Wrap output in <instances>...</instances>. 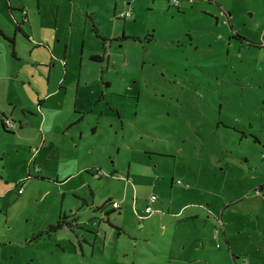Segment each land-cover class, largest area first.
Instances as JSON below:
<instances>
[{
	"label": "rangeland",
	"instance_id": "obj_1",
	"mask_svg": "<svg viewBox=\"0 0 264 264\" xmlns=\"http://www.w3.org/2000/svg\"><path fill=\"white\" fill-rule=\"evenodd\" d=\"M260 45L264 0H0V264H264Z\"/></svg>",
	"mask_w": 264,
	"mask_h": 264
},
{
	"label": "crops",
	"instance_id": "obj_2",
	"mask_svg": "<svg viewBox=\"0 0 264 264\" xmlns=\"http://www.w3.org/2000/svg\"><path fill=\"white\" fill-rule=\"evenodd\" d=\"M20 14H21V12H20ZM28 17H29V13H28ZM20 20H22V14H21V18H20ZM27 24V23H26ZM26 24H24V26L26 25ZM24 26H23V28H24ZM15 31H16V28H15ZM3 32V31H2ZM22 33L24 34V35H26L27 37H29L28 35H27V33L24 31V30H22ZM13 54H15V51L13 52ZM3 115H6L4 112H3ZM5 117V116H4ZM3 117V118H4ZM8 117V116H7ZM11 118V117H10ZM3 120V119H2ZM14 120V119H13ZM15 121V120H14ZM18 124V123H17ZM19 127H21V124L19 125L18 124V128ZM17 128V129H18ZM35 162H36V160H35ZM34 162V164H36ZM39 166V165H38ZM34 167V166H33ZM40 167V166H39ZM35 168V167H34ZM41 168V167H40ZM42 170V169H41ZM40 170V171H41ZM98 170H96V172H97ZM29 172H30V167L28 168V174H29ZM95 172V173H96ZM27 174V175H28ZM26 175V176H27ZM102 175H99V178L101 177ZM127 178H128V180H129V176H127ZM24 179V178H23ZM260 188H262V189H264V187H260ZM260 188L258 189V192L259 193H261V191H260ZM17 190H18V188H16ZM25 191V189H24V187H23V191L22 192H19L18 191V193H20V194H22L23 192ZM115 202H118V201H115ZM119 204H120V208H121V203L120 202H118ZM229 205H232V203H230ZM146 209V208H145ZM181 212H182V210H180V211H175L173 214H171V215H174V216H177V217H180L181 216ZM145 218H143V219H146L147 218V213H146V211H145ZM197 216V215H196ZM188 218H190V216H188ZM197 218H198V216H197ZM182 219H184V218H182ZM75 224H77V220H76V222H75ZM226 223L224 222V224L222 225V233H223V235H224V237H225V240L227 241V243L229 244V250H230V253L232 254V257H233V260H234V262L236 263L237 262V260H236V255H235V253H234V251H232V249L230 248L231 247V245H230V243H229V240H230V238H229V235L227 236V232H226ZM217 230L218 229H216V231H215V236L217 235ZM212 237H214V234L212 235ZM199 252L200 253H202L201 254V256H202V264H222L221 262H222V260H220V259H223V261H224V258H226V255H227V252H226V250H221V249H218V250H214V249H212V250H208V251H204V250H199ZM200 253H199V255H200ZM248 260V259H247ZM244 261V260H243ZM243 261H241V263H239V264H242L243 263ZM201 263V262H200ZM223 264H224V262H223ZM237 264V263H236ZM247 264H249V260H248V263Z\"/></svg>",
	"mask_w": 264,
	"mask_h": 264
},
{
	"label": "trees",
	"instance_id": "obj_3",
	"mask_svg": "<svg viewBox=\"0 0 264 264\" xmlns=\"http://www.w3.org/2000/svg\"><path fill=\"white\" fill-rule=\"evenodd\" d=\"M171 2H172L173 4H175V5H178V4H179V0H177V3H175L174 0H171ZM221 15L225 17V21H226V22L230 23L231 13H230L229 11L222 10V11H221ZM25 17H26V19H27V22H29L28 14H25ZM12 41L14 42V39H12ZM260 47L264 48V45H260ZM92 58L95 59V60H97V61H101V60H102V58H101L100 56H93ZM5 116L7 117V115H5ZM1 124H2V127H3L4 129L8 130V131H15L13 128H7L3 121L1 122ZM39 172H40V171H39ZM32 177H33V176H32L31 174H28V176H27L26 178H24L23 180L20 181V183L18 184L17 188H18V189L23 188V184H24L27 180L31 179ZM260 191H261V193H262L263 189L260 188ZM83 201H84V200H83ZM84 202H85V201H84ZM114 202H115V201H111V200H110V201H107V203H105L102 207H95V210L100 208V211H102L101 209H104V208L107 206L108 203H111V204L113 205V210H118V209H120V206H118V207L115 206V205H114ZM104 213H106V214H110L109 211H105ZM72 217H73V222H74V223H71L70 221H66L67 216H66V215H62V214H60L59 217H58V219H57V221L49 225V229H48V231H49V232H56V231H58V230H61V229L64 228L65 226L72 227V226L75 224L76 220H77V216L72 215ZM39 235H41V234H39Z\"/></svg>",
	"mask_w": 264,
	"mask_h": 264
},
{
	"label": "built area",
	"instance_id": "obj_4",
	"mask_svg": "<svg viewBox=\"0 0 264 264\" xmlns=\"http://www.w3.org/2000/svg\"><path fill=\"white\" fill-rule=\"evenodd\" d=\"M174 1H175V3H177V0H174ZM131 15H132V12L131 11H127L124 14H122V16H125V17H130ZM5 124L8 127H11V128H14L16 126V123L12 119H10V118H6ZM32 162L34 163L35 162V159H32ZM35 167H36V170L37 171L40 170V168H39L38 165H35ZM18 191L19 192H22L23 191V188L18 189ZM156 199H157V197L155 195H153L150 200L153 203V202L156 201ZM114 205L118 207L119 206V203L118 202H114ZM145 211H146L147 214H151L152 212H155L156 210H155V208L153 207L152 204H149V205L146 206ZM247 263H248V260L246 259V260L243 261L242 264H247Z\"/></svg>",
	"mask_w": 264,
	"mask_h": 264
},
{
	"label": "flooded vegetation",
	"instance_id": "obj_5",
	"mask_svg": "<svg viewBox=\"0 0 264 264\" xmlns=\"http://www.w3.org/2000/svg\"><path fill=\"white\" fill-rule=\"evenodd\" d=\"M24 9H21L20 10V12H21V14H22V20H19V21H16V23H17V25H16V31H18V30H23V26H24V24H26L27 23V19H26V17H25V15H24V11H23ZM93 56H100L101 58H102V60H103V56H101V55H97V54H94V55H92L91 56V58L93 57ZM93 59V58H92ZM93 60H95V59H93ZM101 60V61H102ZM97 61V60H96Z\"/></svg>",
	"mask_w": 264,
	"mask_h": 264
},
{
	"label": "bare ground",
	"instance_id": "obj_6",
	"mask_svg": "<svg viewBox=\"0 0 264 264\" xmlns=\"http://www.w3.org/2000/svg\"><path fill=\"white\" fill-rule=\"evenodd\" d=\"M24 15H25V11H24ZM121 16H122V15H121ZM122 17H123V18H127V17H125V16H122ZM6 118H10V117H6V116H5V117L3 118L2 121L4 122V124H5V120H6ZM10 119H12V118H10ZM12 120H13V119H12ZM13 121H14V120H13ZM14 122L16 123V126H15L13 129L16 131L17 128H18V124H17L16 121H14ZM5 125H6V124H5ZM6 127H7V128H11V127H8L7 125H6ZM32 163H33V162H32ZM33 164H34V163H33ZM34 167H35V164H34ZM39 168H40V167H39ZM34 170L37 171V170H36V167L34 168ZM40 170H41V169H40ZM40 170H39V171H40ZM39 171H37V172H39ZM119 206H120V204H119Z\"/></svg>",
	"mask_w": 264,
	"mask_h": 264
}]
</instances>
